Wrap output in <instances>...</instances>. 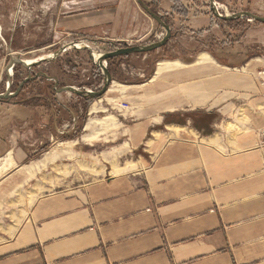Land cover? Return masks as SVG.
I'll return each mask as SVG.
<instances>
[{"label":"crops","instance_id":"1","mask_svg":"<svg viewBox=\"0 0 264 264\" xmlns=\"http://www.w3.org/2000/svg\"><path fill=\"white\" fill-rule=\"evenodd\" d=\"M20 1L0 0V14ZM55 1L47 12L68 10L71 31L96 41L154 28L136 0ZM145 1L180 21L169 0ZM182 25L208 29L210 16ZM206 55L215 66L196 67L201 54L168 61L182 66L155 83L157 69L144 85L118 84L144 106L116 119L115 139L85 127L31 166L4 141L0 264H264V82L255 62L236 70Z\"/></svg>","mask_w":264,"mask_h":264},{"label":"rangeland","instance_id":"2","mask_svg":"<svg viewBox=\"0 0 264 264\" xmlns=\"http://www.w3.org/2000/svg\"><path fill=\"white\" fill-rule=\"evenodd\" d=\"M52 1L54 0H21L18 8L10 7L6 9L8 14H0V94L7 90L14 93L24 79L39 72L57 78L59 87L74 86L93 91H99L103 87V73L95 68L89 52L84 50L70 49L54 61L31 70L21 66L15 68L19 64L12 66V61L17 58L24 61L48 58L73 42L88 45L97 53L112 52L115 45L119 44L117 40L101 42L91 38L92 36L71 31L73 29L67 23L68 10L62 9L55 14L47 12L46 8L52 5ZM185 1L183 8L190 18L208 15L211 21V17H214L209 9V0ZM215 1L222 14L250 12L264 18V0ZM144 13L146 14L145 11ZM176 17L172 16L173 21ZM185 19L180 17V21L173 22L174 24L170 22L173 37L166 47L152 54L133 55L120 62L121 64H113V70L123 82L114 81L115 84L109 89L111 91L91 103L70 93L56 94L54 82L45 78L26 85L18 97L9 103L0 102V150L6 141V149L14 157L22 151L28 155V158L18 161L19 166L35 165L45 153L54 150L58 143L82 140L87 133L86 125L89 122L93 125L98 120V124L87 127L88 133L103 132L115 139L116 119L123 120L136 106H144L137 104L132 98L135 93L117 92L118 84L133 86L150 82L161 62L179 60L190 63L203 53L209 54L219 64L230 69L243 70L248 67L246 65L249 62H255L258 67L253 70L251 77L257 84L264 82V25L242 19L233 27L220 24L221 26H214L208 32L200 33L201 35H185L182 33ZM148 20L154 25L153 30L143 38L123 37L128 46L149 45L163 39L165 31L150 16ZM188 29L195 33L205 30L195 26H189ZM77 45L79 48L82 46ZM9 80L12 81L11 86L8 85ZM232 98V102L236 104L247 103L240 96ZM156 100L158 99H154ZM150 101L149 103L153 102ZM106 104L108 110L105 113H96L97 105ZM91 106H94L93 115H90ZM107 118L110 120L99 125ZM103 148L94 142L92 149L94 153H99ZM16 180H13L14 183Z\"/></svg>","mask_w":264,"mask_h":264},{"label":"water","instance_id":"3","mask_svg":"<svg viewBox=\"0 0 264 264\" xmlns=\"http://www.w3.org/2000/svg\"><path fill=\"white\" fill-rule=\"evenodd\" d=\"M138 5L146 12L148 16H150L164 31L165 35L162 40L149 44V45H139V46H128L126 42H119L120 45H115L114 50L112 52H95L88 45H82L78 42H73L68 45L63 46L57 52H55L52 56L48 58H40L38 60H34L31 64H26L24 60L17 58L16 60L12 61V66L14 67L16 64L23 65L25 68L31 70L35 67H39V65L51 62L60 57L62 54L67 52L70 49H77V50H84L89 52L91 60L95 67L99 68L100 71L103 73L104 77V85L99 91H93L88 89H81L74 86H65L59 87V80L55 77H51L44 72H39L35 76H28L23 82L18 86L17 90L13 93L10 90H7L6 93L0 94V102L2 101H10L21 93L24 86L32 81H35L39 78H45L48 81L54 82V91L56 94H63V93H70L75 96H82L89 99H99L102 98L110 89L114 80L112 78L111 73L108 70L107 62L111 59L118 58V57H127L133 55H141V54H149L154 51H158L164 47H166L169 42L171 41L172 35V28L170 24L167 22L165 17L159 13H154L145 3L143 0H136ZM209 6L211 14L220 20L223 21H236L247 19L249 21H254L264 25V18L254 15L250 12H241L237 14H222L218 8V3L215 0H209ZM77 44L82 45L81 48H77ZM98 56V58H96ZM12 71V70H11ZM9 86L12 85V81L9 80ZM13 93V94H12Z\"/></svg>","mask_w":264,"mask_h":264},{"label":"trees","instance_id":"4","mask_svg":"<svg viewBox=\"0 0 264 264\" xmlns=\"http://www.w3.org/2000/svg\"><path fill=\"white\" fill-rule=\"evenodd\" d=\"M144 3L154 12V13H159L158 12V9L157 7L154 5L153 2H146L145 0H143ZM171 3H172V8H171V14L172 16H177V17H185V18H188L189 15L188 13L185 11V9L183 8L184 7V2H186L185 0H169ZM209 9H210V6H209ZM165 19L167 20V22L170 24V21H171V18L167 17V16H164ZM239 20H236V21H223V20H220L218 18H214V17H211V21H210V25H209V28L208 29H205L204 31H200V32H191L188 28H182V33L185 34V35H188V34H193V35H201L203 32H208L212 27L214 26H221V25H227L228 27H233ZM219 23V24H217ZM257 23V22H256ZM221 24V25H220ZM263 25V24H262ZM226 29V28H225ZM201 33V34H200ZM173 35V34H172ZM156 52V51H154ZM154 52H151L149 54H152ZM141 55H145V54H141ZM140 55V56H141ZM129 57L131 56H127V57H118V58H114V59H111L109 60L107 63H108V70L109 72L111 73L112 75V78L114 81H118V82H123V80H121V77L118 75V73L116 74L115 71L113 70L112 66L113 64H118L122 61H124L125 59H128ZM121 64V63H120ZM17 66H21V67H24L23 65H16L15 68H17ZM96 69L100 70L99 68L95 67ZM117 71H118V68H117ZM36 81V80H35ZM35 81H32V82H29L27 83L26 85L30 84V83H33ZM26 85L24 86V88L26 87ZM23 90V89H22ZM55 92V91H54ZM78 99H81V100H84L86 102H89L91 103L92 101H94L95 99H89V98H85V97H82V96H76ZM11 101V100H10ZM10 101H2L3 103H9ZM194 121V120H193ZM194 126L196 127H199L197 125L194 124Z\"/></svg>","mask_w":264,"mask_h":264},{"label":"bare ground","instance_id":"5","mask_svg":"<svg viewBox=\"0 0 264 264\" xmlns=\"http://www.w3.org/2000/svg\"><path fill=\"white\" fill-rule=\"evenodd\" d=\"M218 8H219V10L221 9L220 7H218ZM77 48H79L78 45H77ZM96 58H98V56H96ZM32 62H34V61H25L26 64H31ZM196 65H197L196 67H199V68H203V67L210 68V67L215 66V64L213 63V61L206 54H202L201 59L199 60V63L196 64ZM171 66H173V67H180L182 65L180 63H170V62H161V63H159L158 70H157L158 73L153 78V82L155 83L159 79H161V77H160L161 76V72L164 73L166 70L173 69V68H171ZM140 89L141 88H138L137 90H140ZM116 90H118V88ZM130 90H134V89L129 88V87H121V92H124V91L131 92ZM133 93H135V95H140L141 92L134 91ZM109 120H110V118H107V120H104L100 124H104V123H106ZM91 126H92V123L90 122L87 127L90 128ZM5 163H6V160L4 158L2 160H0V169L5 165Z\"/></svg>","mask_w":264,"mask_h":264},{"label":"built area","instance_id":"6","mask_svg":"<svg viewBox=\"0 0 264 264\" xmlns=\"http://www.w3.org/2000/svg\"><path fill=\"white\" fill-rule=\"evenodd\" d=\"M219 7V6H218ZM162 37H164V35L162 34ZM117 46H119L120 47V45H117ZM123 108H125V107H123ZM261 138H264V132H262L261 133ZM262 143L264 144V140H262Z\"/></svg>","mask_w":264,"mask_h":264}]
</instances>
